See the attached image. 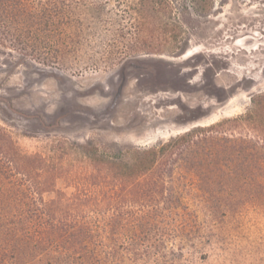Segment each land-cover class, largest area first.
<instances>
[{
	"label": "rangeland",
	"instance_id": "obj_1",
	"mask_svg": "<svg viewBox=\"0 0 264 264\" xmlns=\"http://www.w3.org/2000/svg\"><path fill=\"white\" fill-rule=\"evenodd\" d=\"M0 10V127L61 172L55 190L70 193L69 175L95 172L89 142L112 154L151 148L254 111L264 96V0H8ZM29 46L40 56L18 51ZM250 136L259 162L236 186L235 214L208 220L185 195L215 239L194 249L171 233L166 261L264 264V136Z\"/></svg>",
	"mask_w": 264,
	"mask_h": 264
},
{
	"label": "trees",
	"instance_id": "obj_2",
	"mask_svg": "<svg viewBox=\"0 0 264 264\" xmlns=\"http://www.w3.org/2000/svg\"><path fill=\"white\" fill-rule=\"evenodd\" d=\"M20 15L27 17L25 11ZM30 18L42 24L33 13ZM18 51L37 58L42 50ZM258 100L245 115L147 149L122 146L112 154L89 142L85 156L96 170L69 175L70 193L54 189L61 172L39 155L21 153L0 127V264H171L161 250L171 233L189 247L205 248L214 232H202L197 209L190 210L184 196L196 200L208 220L235 214L236 186L240 180L247 186L252 172L246 168L259 162L250 136H264V124L255 121H264V96Z\"/></svg>",
	"mask_w": 264,
	"mask_h": 264
},
{
	"label": "bare ground",
	"instance_id": "obj_3",
	"mask_svg": "<svg viewBox=\"0 0 264 264\" xmlns=\"http://www.w3.org/2000/svg\"><path fill=\"white\" fill-rule=\"evenodd\" d=\"M186 129V128H185ZM185 132V131H184Z\"/></svg>",
	"mask_w": 264,
	"mask_h": 264
}]
</instances>
